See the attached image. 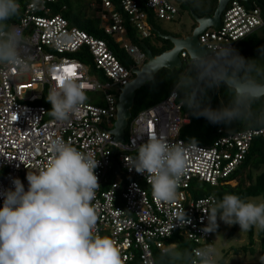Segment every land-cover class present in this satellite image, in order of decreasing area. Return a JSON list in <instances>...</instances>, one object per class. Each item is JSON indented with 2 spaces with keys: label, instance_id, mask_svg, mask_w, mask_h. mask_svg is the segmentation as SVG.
I'll list each match as a JSON object with an SVG mask.
<instances>
[{
  "label": "built area",
  "instance_id": "built-area-1",
  "mask_svg": "<svg viewBox=\"0 0 264 264\" xmlns=\"http://www.w3.org/2000/svg\"><path fill=\"white\" fill-rule=\"evenodd\" d=\"M52 2L27 3L15 23L27 38L29 69L21 72L16 67L0 68V188L11 187V178L18 177L27 189L28 170H39L50 157V141L62 137L99 161L95 173L100 187L92 201L98 213L96 229L120 249L124 264H156V254L176 246L172 238L187 241L192 250L214 247L213 233L203 231L207 218L202 209L210 208V201L216 197L198 196V184L219 187L236 180L237 176L228 177L238 170L254 139L264 140V126L225 133L218 130L219 136L210 144L189 142L180 137L181 127L189 119L171 92L132 117L124 141H116L111 130L120 89L133 77L132 69L140 68L146 61L145 52L126 40L124 23L128 22L140 38H146L151 27L145 9L157 19L170 21L178 15L177 7L173 0H144L145 9L137 0L94 3L100 28L116 35L115 41L131 61L127 66L104 39L70 24L60 13H53L48 6ZM250 3L248 6L241 0H229L220 14L219 25L197 35L200 46L230 45L235 49L241 40L260 29L264 25L262 8L258 2ZM179 55L185 60V52ZM88 65L98 72L93 79H89ZM64 73L73 75L86 91H99L103 104L85 102L66 121L47 117L51 104L46 106L40 101H47L49 88ZM146 132H155L186 149L187 173L170 203L156 202L146 175L129 170L125 162V157L137 154L139 144L147 139L146 135L142 139L141 134ZM112 157L120 173L114 172ZM110 170L118 179L109 180ZM184 212L189 223L181 226L176 217Z\"/></svg>",
  "mask_w": 264,
  "mask_h": 264
},
{
  "label": "clouds",
  "instance_id": "clouds-1",
  "mask_svg": "<svg viewBox=\"0 0 264 264\" xmlns=\"http://www.w3.org/2000/svg\"><path fill=\"white\" fill-rule=\"evenodd\" d=\"M19 15V0H0V68L24 72L29 69V45L22 28L10 23ZM180 52L186 53L188 66L175 80L171 96L178 97L192 115L214 125L264 126V46L258 59H246L230 45L204 48L182 43L152 67L172 68ZM222 85L229 101L213 108L208 90ZM46 99L51 104L48 115L66 121L88 97L83 85L64 73ZM144 135L147 139L137 154L125 157V162L129 170L146 175L156 202L170 203L187 173L186 149L155 132L142 133V139ZM49 152L39 170L26 173L27 189L18 177L11 178V187L0 188V264H124L120 249L96 229L98 213L92 201L100 187L95 173L99 161L62 137L50 141ZM210 204L202 209L205 233L217 231L218 219L229 226L238 224L241 231H264V200L226 193ZM176 220L181 226L189 223L185 212ZM217 255L211 245L196 250L174 246L162 249L156 264H218ZM258 260L264 264V255Z\"/></svg>",
  "mask_w": 264,
  "mask_h": 264
},
{
  "label": "trees",
  "instance_id": "trees-1",
  "mask_svg": "<svg viewBox=\"0 0 264 264\" xmlns=\"http://www.w3.org/2000/svg\"><path fill=\"white\" fill-rule=\"evenodd\" d=\"M33 0H19L20 3V15L18 18L10 21L11 24L17 23L19 20L25 6L27 3ZM78 0H54L52 3H48V6L53 7V13H60L65 17L70 24L79 27L87 31L88 33L102 38L107 41L108 45L112 51L120 58L122 63L125 65H130V59L125 55L123 49L119 46L118 43L114 42L113 35L105 34V32L99 27V19L97 16V8L91 9H81L79 7ZM95 2H100V0H94ZM141 8H144V0H137ZM175 3L178 14L186 12L188 14H194L197 17L204 15H211L214 12L216 7L217 0H198V6H194V0H173ZM258 4L262 8V15L264 17V0H258ZM92 5V4H91ZM51 9V8H50ZM147 12L146 21L149 23L151 29L150 34L147 38H139L135 34V29L125 22L126 35L127 39L138 45L143 51V45L147 46L153 55L159 54L164 50L171 48L172 44L168 39L161 38L156 33L155 20L156 17L152 14L151 11L145 9ZM192 16V15H191ZM160 33H163L160 31ZM165 34V33H164ZM177 36V35H176ZM175 36V37H176ZM150 38H154L161 43L158 45L151 42ZM264 46V25L251 33L249 36L241 40L237 46L236 50L244 56L246 59H258L260 56L259 49ZM182 66L180 68H175L173 70H168L166 68L160 69L153 80L146 82L142 87L136 90L134 97L133 106L131 108V117L132 119L138 112L141 110L160 102L161 100L168 97V95L173 91V84L177 79L178 75L182 73ZM209 97V102L213 108L221 106V102L227 104L229 101V96L226 88L222 85L220 88H212L208 90L207 93ZM177 101L180 102L177 97ZM42 103L45 100L40 101ZM182 113L186 114L189 121L181 127L180 137L185 140L197 144H210L216 139L219 134L218 130L222 132L243 130L246 128H258L261 126H246L243 124H233V125H224V124H212L207 121L205 118H197L191 114V112L184 106H182ZM127 134V130H125ZM246 170L245 179L248 181L247 185H244V179L241 176L236 185L232 186L230 184L220 185L217 190L212 193L217 200L222 199L223 195L226 193H236L239 194L242 198L249 199L251 197L261 196L264 198V140L262 138L254 139L248 153L245 156L244 161L239 166L238 170L234 172L228 178L231 179L234 176H239L243 171ZM210 194L207 191H204L202 188L197 190V195H206ZM218 224L220 225V220L218 219ZM238 224L231 225L228 230V236L235 234L236 227ZM219 228V227H218ZM261 231L264 234V231ZM255 230L247 231V242L240 247L232 248L234 253H239L240 251L243 254L249 253V250L252 248V242L254 238ZM172 238L171 240H173ZM170 240V241H171ZM263 243V241H261ZM176 246L181 248H190L191 244L187 241L182 240L181 238H176ZM261 255H264V251H261ZM159 254H156V262ZM218 264H226L224 257L219 258Z\"/></svg>",
  "mask_w": 264,
  "mask_h": 264
},
{
  "label": "rangeland",
  "instance_id": "rangeland-1",
  "mask_svg": "<svg viewBox=\"0 0 264 264\" xmlns=\"http://www.w3.org/2000/svg\"><path fill=\"white\" fill-rule=\"evenodd\" d=\"M79 7L81 9H91V6L94 8V3H96L94 0H78ZM92 4V5H91ZM51 11H53V7L50 6ZM196 25V22L194 18L186 13H180L178 14L173 20L166 21V20H155V30L161 31L163 33L161 34H167L171 36H184L188 35L192 32L194 26ZM135 34L137 37H139V34L135 30ZM140 38V37H139ZM151 42L158 45L161 43L158 42L154 38H150ZM188 66V61L185 59L183 60V67L182 72L186 70ZM87 73L89 76V79H93L97 75V71L94 69L93 66L88 65L87 66ZM26 78V77H25ZM24 77H19V80H23ZM87 94V101L86 103H92V104H103V101L100 100V92L99 91H86ZM44 104L46 106L49 105L48 101H45ZM48 106V110H50ZM47 117H50L47 114ZM246 170L241 173V175L237 176L236 180L230 182L229 184L234 186L237 184L239 178L242 176L244 185L248 184V181L245 179ZM108 178L109 180H116L118 179L112 170L108 172ZM200 188H202L204 191L209 192L210 194L214 193L218 187H213L208 184L199 183L198 184ZM249 199H255L257 201L264 200L263 197L257 196V197H251ZM230 226L226 225L223 221H220L219 228L216 232H213L214 237V248L217 251V260L219 258L224 257L226 264H259L258 257L261 255V251H264V234L261 233L259 230H255L254 238L252 242V248L249 250V253L243 254L241 251L239 253H234L232 248L240 247L241 245L245 244L247 242V231H241L239 225L236 227L235 234L232 236H228V230ZM263 241V243L261 242ZM171 242H176V238H174Z\"/></svg>",
  "mask_w": 264,
  "mask_h": 264
},
{
  "label": "water",
  "instance_id": "water-1",
  "mask_svg": "<svg viewBox=\"0 0 264 264\" xmlns=\"http://www.w3.org/2000/svg\"><path fill=\"white\" fill-rule=\"evenodd\" d=\"M229 0H217L216 7L214 12L211 15H204L201 17H197L194 14H191L194 18L196 25L194 26L192 32L185 36L174 37L167 34H161L156 30V33L161 36V38L168 39L172 46L171 48L164 50L163 52L153 55L151 50L143 45L144 52L146 53V61L140 68H133L132 73L133 77L127 82L126 85L121 87V92L118 96V101L116 104V117L114 121V126L111 130V133L114 136V139L119 142L124 141L125 129L128 126L129 119L131 117V108L133 106L134 97L136 94V90L142 87L146 82L153 80L156 73L162 69L166 68L168 70H173L175 68H180L182 66V59L179 55L176 61L171 65L172 68L160 67L158 69H154L152 65L164 55H167L170 51L174 50L177 45L182 43H194L199 44L197 35L202 32L204 29L208 27H216L220 22V14ZM246 5L251 6L250 1L258 2V0H241ZM151 76V78H150ZM113 153L116 152V148H113ZM111 163L114 167L115 173H120L119 166L117 162L112 157Z\"/></svg>",
  "mask_w": 264,
  "mask_h": 264
},
{
  "label": "crops",
  "instance_id": "crops-1",
  "mask_svg": "<svg viewBox=\"0 0 264 264\" xmlns=\"http://www.w3.org/2000/svg\"><path fill=\"white\" fill-rule=\"evenodd\" d=\"M115 37H116V35H115ZM115 37H113V40H114ZM125 37H126V39H127V35H125ZM119 46H120V44H119ZM127 66H128V65H127Z\"/></svg>",
  "mask_w": 264,
  "mask_h": 264
}]
</instances>
